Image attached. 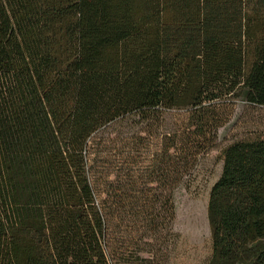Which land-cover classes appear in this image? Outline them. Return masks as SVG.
<instances>
[{
	"label": "trees",
	"instance_id": "obj_1",
	"mask_svg": "<svg viewBox=\"0 0 264 264\" xmlns=\"http://www.w3.org/2000/svg\"><path fill=\"white\" fill-rule=\"evenodd\" d=\"M235 101L264 107V0H0V264H119L158 238ZM179 112L146 170L113 171L109 146ZM221 159L208 264H264V138Z\"/></svg>",
	"mask_w": 264,
	"mask_h": 264
},
{
	"label": "rangeland",
	"instance_id": "obj_2",
	"mask_svg": "<svg viewBox=\"0 0 264 264\" xmlns=\"http://www.w3.org/2000/svg\"><path fill=\"white\" fill-rule=\"evenodd\" d=\"M167 115L165 120L155 124L141 135L142 142L131 144L116 141L112 146L111 164L115 173L121 168L146 170L150 160L159 153L160 135L165 129L173 128L184 118V112ZM180 114V115H177ZM220 126L216 132L213 148L201 155L191 175L179 185L171 184L172 190L168 215H172L168 225L162 226L158 238L139 237L128 239V248L124 253L118 252L119 264H208L211 256V238L207 220V204L212 185L218 180L222 171L221 152L227 146L245 140L264 138V107L235 101L220 112ZM131 121L113 125L107 132L112 136L117 133H132L140 129ZM167 127V128H166ZM156 133V134H155ZM131 154H130V153ZM131 160L124 158L127 154ZM129 162V163H126ZM128 164V166H126ZM155 188L157 184H147ZM160 189H165L163 186ZM161 210H165L164 207ZM117 233V241H121ZM117 245H119L117 243Z\"/></svg>",
	"mask_w": 264,
	"mask_h": 264
}]
</instances>
